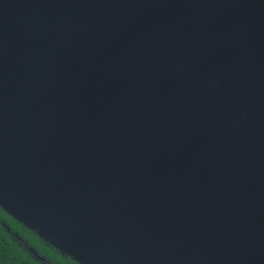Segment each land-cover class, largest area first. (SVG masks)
Listing matches in <instances>:
<instances>
[{"label": "water", "instance_id": "1", "mask_svg": "<svg viewBox=\"0 0 264 264\" xmlns=\"http://www.w3.org/2000/svg\"><path fill=\"white\" fill-rule=\"evenodd\" d=\"M0 207L79 264H264V0H0Z\"/></svg>", "mask_w": 264, "mask_h": 264}, {"label": "flooded vegetation", "instance_id": "2", "mask_svg": "<svg viewBox=\"0 0 264 264\" xmlns=\"http://www.w3.org/2000/svg\"><path fill=\"white\" fill-rule=\"evenodd\" d=\"M0 211V264H79Z\"/></svg>", "mask_w": 264, "mask_h": 264}, {"label": "trees", "instance_id": "3", "mask_svg": "<svg viewBox=\"0 0 264 264\" xmlns=\"http://www.w3.org/2000/svg\"><path fill=\"white\" fill-rule=\"evenodd\" d=\"M3 209L0 207V211H2ZM4 211V210H3ZM5 212V211H4ZM9 215V214H8ZM12 217V216H11ZM10 218V217H9ZM13 218V217H12ZM12 218H10L12 221H13V219ZM20 223V222H19ZM24 226V225H23ZM0 235H1V232H0Z\"/></svg>", "mask_w": 264, "mask_h": 264}]
</instances>
